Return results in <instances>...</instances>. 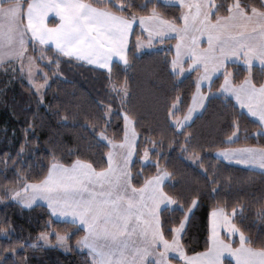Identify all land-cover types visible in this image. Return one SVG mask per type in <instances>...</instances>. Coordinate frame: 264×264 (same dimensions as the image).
Segmentation results:
<instances>
[{
  "label": "snow or ice",
  "instance_id": "1",
  "mask_svg": "<svg viewBox=\"0 0 264 264\" xmlns=\"http://www.w3.org/2000/svg\"><path fill=\"white\" fill-rule=\"evenodd\" d=\"M151 2L13 0L7 6H0V62L14 64L19 61L21 73L26 66L30 84L42 99L47 74L43 77L45 84L35 83L33 76L40 72V65L28 55L29 40L32 50L40 52V60L52 59L46 55L43 47L51 42L57 64L61 57H67L69 60L99 64L111 70L113 56L118 57L126 67L129 66L126 50L134 22L138 21L142 30L147 32L149 43L153 38L163 43L169 33L175 34L177 43L171 60L173 74L176 70L182 72L184 63H187L188 69L198 73L197 92L193 94L195 104L189 105L183 120L177 118L175 121L180 131L196 105L204 106L205 99L213 94V77L219 74L223 79L217 94H230L241 108L258 119L257 135L264 132V81L258 84L254 82L252 72L254 61L264 69V0H259V6L248 4L245 0H173L171 6L178 11L171 18L157 11V5L164 4L163 0H156L147 15L138 16L137 10H147ZM49 13L58 18V22L52 26L46 22ZM201 36L207 39V46L203 48L200 46ZM141 46L142 42L137 37V47ZM185 56L187 61L184 60ZM233 59L241 62L246 70L244 78L238 82H234L235 67H229ZM202 81H209L208 92L200 91ZM179 100L178 96L173 101L169 115H174L173 110ZM110 112L109 106L104 115ZM123 119V140L117 143L109 138L106 129L98 134L110 146L106 153V167L97 170L94 167L96 161L79 156L70 163H62L64 145L49 141L50 162L47 171L41 176L44 169L41 163L35 179H29L27 174H17L16 187L6 190L5 196L10 195L11 200L22 208L42 200L52 215L69 217L68 223L73 226V230L82 229L84 232L75 247L81 251L87 250L85 264H172L169 252L177 254L184 264H232V261L234 264H264V239L257 240L246 235L242 230V214L235 209L228 213L220 204L213 205L208 213L205 250L188 255L181 241L201 194L197 192L186 205L169 195L163 187L169 173L160 167L159 160L156 162V173L147 176L136 187L133 180L140 173L133 174L129 166L136 151L135 128L130 129L132 117L127 111ZM107 123L108 120H105ZM230 127L233 131L226 142L239 139V120H232ZM251 135L246 131L245 138ZM191 140V134L186 133V143ZM27 144L26 136L17 152V159L23 155ZM181 150L187 151L186 144L181 145ZM74 151L79 152L80 148H69L66 154L71 156ZM149 151L157 150L155 146L145 148L140 157L142 162L149 160ZM57 153H60V157H57ZM195 155L192 153L189 158H195ZM218 155L225 160L234 159L242 165H256L264 175V146L225 148L219 150ZM100 163L103 164V157ZM4 164L7 168L6 161ZM217 191L218 188L213 189V193ZM162 205L175 206L172 210L181 212L182 217L164 216ZM260 212L264 215V206ZM44 228L46 231L41 232L37 239L48 244L49 235L54 234L63 250L72 249L73 246L67 243L70 232L53 233L47 221ZM11 231V228H0L5 236ZM234 235L239 236V243L233 239ZM21 246L29 245L21 242ZM10 251L15 255L16 248L10 245ZM225 255L231 260L225 261ZM0 264H8L3 254H0ZM23 264H27L26 257L23 258Z\"/></svg>",
  "mask_w": 264,
  "mask_h": 264
},
{
  "label": "trees",
  "instance_id": "2",
  "mask_svg": "<svg viewBox=\"0 0 264 264\" xmlns=\"http://www.w3.org/2000/svg\"><path fill=\"white\" fill-rule=\"evenodd\" d=\"M141 2L144 0H137V3ZM245 2L259 6V0ZM155 3L156 0H152L148 3V9L137 10V15H147ZM157 11L171 18L178 9L164 4L157 5ZM136 38L137 27H134L126 51L129 66L113 62L111 70L76 63L65 57L60 58L55 68L54 64L42 63L40 52L33 51L32 45H29V54L48 78L42 100L16 74L10 79L8 74L2 72L6 66H13V63L0 68V228L12 229L8 236L0 232V254L7 257L8 264H23L25 257L27 264H39V261L42 264H85L87 252L74 249L60 254L55 263L44 261L48 259L46 255L54 258L56 251L39 252L36 243L34 247L31 245H34L41 232L46 231V221L53 228L64 225L52 220L44 206L35 205L24 209L9 196L6 197L5 192L16 187L17 174H27L29 179H35L41 163L44 165L41 176L47 171L50 162L49 141L64 145L62 163H70L79 156L96 161L94 167L97 170L106 167L108 146L98 134L106 129L109 138L121 141L124 133L122 111H127L132 117L137 134L136 151L130 167L133 174L139 172L140 176L133 180V184L139 187L147 176L154 175L159 160L160 167L169 173L163 185L169 195L186 205L197 192L201 194L181 241L188 255L205 250L208 213L216 204L224 206L228 213L235 209L242 214V230L246 235L257 240L264 239V215L260 212L264 206V175L228 165L214 157L216 150L229 146H264V134L261 132L257 135L258 124L230 100L212 96L188 126L182 131L177 130L170 122L169 109H172L173 101L179 96L174 114L180 116L187 110L194 90L192 76L180 78L173 74L171 51H151L138 55ZM44 49L55 59L50 47ZM229 67L236 69L234 81L242 80L246 70L234 64ZM252 72L254 82H261L263 70L253 67ZM220 79H214L212 90L218 87ZM111 84L125 87L127 99L123 106L110 92ZM109 106L111 112L104 115ZM234 119L239 120V139L226 142L233 131L230 125ZM105 120H108L107 124ZM246 131L252 134L247 139ZM186 133L192 136V140L187 143ZM26 136L28 144L23 155L17 159V152ZM184 144L187 151L181 150ZM153 146L160 155L157 156V151H149V163L142 166L139 160L141 154L145 148L151 149ZM77 147L80 148L79 152L74 151L71 156L66 154L67 149L75 150ZM192 153L196 154V161L190 160ZM57 157H60V153H57ZM102 157L103 164L100 163ZM216 188L219 191L213 193ZM163 215L168 218L175 216L177 219L182 217L181 212L170 208H164ZM81 234L82 230H78L70 239L75 241ZM21 242L29 246L22 247ZM10 245L16 248L15 255L11 253Z\"/></svg>",
  "mask_w": 264,
  "mask_h": 264
},
{
  "label": "crops",
  "instance_id": "3",
  "mask_svg": "<svg viewBox=\"0 0 264 264\" xmlns=\"http://www.w3.org/2000/svg\"><path fill=\"white\" fill-rule=\"evenodd\" d=\"M13 2V0H2V5H0V6H7L8 4H10V3H12ZM172 3H173V0H163V4H165V5H172ZM46 22L48 23V25L49 26H52L54 23H57L58 22V18L57 17H55V15L53 14V13H49L48 14V17H47V20H46ZM134 27H137V30H138V32H139V39L141 40L142 38H147L148 39V34H147V32H144L143 30H142V27L140 26V24H139V22L138 21H136V22H134V25H133V28ZM131 35V34H130ZM136 40H137V38L135 39V46H136V50H137V42H136ZM153 40H156V41H158L156 38H153L152 39V41ZM164 41L165 42H168V48H169V50L171 51V60H172V58L174 57V55H175V48H174V45L177 43V40H176V38H175V34H172V33H169L168 34V38H166V39H164ZM164 41H163V43H161V42H159L160 44H164ZM29 45H31V41L29 40V44H28V48H29ZM200 46L203 48V47H206L207 46V39H206V37H203V36H201L200 37ZM43 47H50L53 51H54V49L51 47V42H49V44L48 45H46V46H43ZM127 51V50H126ZM28 55H30L29 54V52H28ZM65 58H67V57H65ZM68 60H69V58H67ZM113 61H117V62H122V61H120L119 60V58H116V56H113V59H112ZM184 60L185 61H187V57L185 56L184 57ZM71 61H73V62H76V63H81V64H84V65H87V66H92V67H96V68H100V69H104V70H108L109 68H104V67H101L99 64H89V63H87L86 61H77V60H71ZM113 61H111L110 62V65L112 64V62ZM18 62L19 61H16L15 63H17L18 64ZM8 64H10V62L9 63H4V62H0V68L1 67H3V66H5V65H8ZM232 64H234V65H236V66H239V67H241V68H243V69H245V66L241 63V62H238V61H236L235 59H233L230 63H229V65H232ZM185 65H186V67H187V63H185ZM170 66H171V62H170ZM253 67H257V68H259V69H262V67L258 64V62H253ZM171 69H172V67H171ZM187 70L188 71V74L189 73H191V75H192V79H193V84H194V90H193V93H192V96H191V99H190V103H189V105L190 104H195V100L193 99V94L194 93H196L197 92V88H196V79H197V75H198V73H197V71H195V70H191V69H188V67L187 68H184V70ZM263 70V79H262V81H264V69H262ZM172 71H173V69H172ZM176 74H178V70H176V72H175ZM179 76V75H178ZM179 77H181V76H179ZM217 77H221V79H220V81H219V84H218V87L216 88V89H214L213 91H212V95H210L209 97H212V96H218V97H222V98H224V99H228V100H230L241 112H243L246 116H248L250 119H252L253 121H255L257 124H258V119L256 118V117H252L248 112H247V110L246 109H244V108H241L240 107V105L239 104H237L236 103V101L231 97V95L230 94H227V95H219V94H217V89H219V85H220V83H221V81H222V79H223V77H222V75H219V74H216L214 77H213V81H214V79H216ZM244 78V77H243ZM242 78V79H243ZM212 81V82H213ZM235 82V81H234ZM209 81H202V87L200 88V91H202V92H208L209 90ZM208 97V98H209ZM208 98H206L205 99V102H204V106H205V104H206V102H207V100H208ZM204 106H200V105H196V107H195V109L193 110V112H192V115H191V117H190V119L189 120H187V121H184V123H183V128L184 127H186V126H188L192 121H193V119L198 115V114H200V112L203 110V108H204ZM189 107V106H188ZM188 111V109L186 110V112ZM185 112V113H186ZM185 113L183 114V115H181V116H178V115H170V122H171V124L177 129V130H180L179 128H177L176 127V124H175V121H176V119L177 118H180L181 120H183V117H184V115H185ZM131 128H134V124H133V122H132V120H131ZM130 128V129H131ZM263 134H264V132H262ZM124 139V133H123V137H122V140ZM136 141H137V134H136V132H135V144H136ZM118 143V142H117ZM249 146H252V145H242V146H229V147H226V148H234V149H236V148H243V147H249ZM256 147H260V146H256ZM109 149V148H108ZM222 149H225V148H222ZM219 150H221V149H218V150H216L215 152H214V157L217 159V160H219V161H222V162H224V163H226V164H228V165H232V166H236V167H240V168H244V169H249V170H253V171H256V172H261V169L258 167V166H256V165H242V164H239V163H237L234 159L233 160H225L222 156H219L218 155V152H219ZM133 159H134V153H133V157H132V161H133ZM106 161H107V157H106ZM132 161L130 162V165L129 166H131V164H132ZM168 180V177H165V179H164V182H163V185H164V183L166 182ZM36 203H38V204H36ZM42 205V206H44L46 209H47V211H49V209L47 208V206H46V203L44 202V201H36V202H34V205L33 206H35V205ZM33 206H30V207H33ZM162 207V209H164V208H172L173 206H168V207H165L164 205H162L161 206ZM50 212V211H49ZM48 212V213H49ZM50 214V216H52L51 215V213H49ZM52 219L54 220V221H56V220H58V218L54 215V217H52ZM80 230H82V229H80ZM222 232H223V230H221ZM84 235V232H83V230H82V234H81V236H83ZM80 236V237H81ZM79 237V238H80ZM78 238V239H79ZM238 243H239V238H237V239H235ZM80 250V249H79ZM85 252H87V250L85 249L84 250ZM169 259H171L172 260V264H184V262L183 261H181L180 259H179V256L177 255V254H173V253H171V252H169ZM224 259L225 260H231V258L230 257H228L227 255H225V257H224ZM232 264H234V261H232Z\"/></svg>",
  "mask_w": 264,
  "mask_h": 264
},
{
  "label": "rangeland",
  "instance_id": "4",
  "mask_svg": "<svg viewBox=\"0 0 264 264\" xmlns=\"http://www.w3.org/2000/svg\"><path fill=\"white\" fill-rule=\"evenodd\" d=\"M139 32H138V30H137V37H139ZM149 39V38H148ZM148 39L147 38H142L140 41L142 42V46L141 47H137V50H136V53L138 54V55H140V54H142V53H145V52H151V51H166V52H168V51H170L169 50V48H168V42H165L164 41V44H160L159 42V40L158 41H156V40H153L151 43H149L148 42ZM136 42H137V40H136ZM136 45V44H135ZM136 47V46H135ZM46 55L47 56H51L50 54H48V53H46ZM29 56H31V55H29ZM39 56H40V53H39ZM52 57V56H51ZM116 58H118V57H116ZM113 61V60H112ZM41 62L42 63H44V64H48V65H51V64H54L55 65V68L57 67V63H56V59H54V57H52V59L51 60H49V59H44V60H41ZM113 62H117V61H113ZM112 62V63H113ZM119 64H121L122 66H125L124 65V63L123 62H118ZM183 68H187L186 67V65H185V63H184V65H183ZM3 70V71H2ZM2 70H0V71H2V72H4V73H6V74H8L9 76H10V79H12L13 78V76L16 74L20 79H22V80H24L27 84H29L32 88H33V90L35 91V93L37 94V96H38V98L40 99V100H42L41 99V95L39 94V93H37V90H36V88L32 85V84H30V81H29V77H28V72H27V67L25 66V69H24V72L23 73H21V71H20V63L18 62V64L17 63H14L13 64V66H6L4 69H2ZM109 70V69H108ZM44 74H45V71H43L42 69H40V72L38 73V74H36V73H34V76H33V79H34V81H35V83H37V84H45V80H44ZM176 74V73H175ZM181 76L180 78H183V77H185V76H192L191 75V73H189L188 74V71L185 69V70H183L182 72L181 71H179L178 70V74H177V76ZM178 76V77H179ZM47 83H48V78H47ZM47 85V84H46ZM46 87V86H45ZM45 87L42 89V96H43V91H44V89H45ZM109 90H110V92L113 94V95H115V97L117 98V100H118V102H119V104L120 105H122L123 106V104L125 103V101H126V99H127V91H126V89H125V87H123V86H115V85H113V84H111L110 86H109ZM209 90V89H208ZM213 91V90H212ZM123 101V102H122ZM178 103V102H177ZM176 103V106H175V108H177V106H178V104ZM172 108H173V105H172ZM188 109V108H187ZM186 112V111H185ZM184 112V113H185ZM183 113V114H184ZM182 114V115H183ZM121 116H122V118H123V116H124V112L122 111L121 112ZM181 116V115H180ZM123 124H124V119H123ZM130 128H131V123H130ZM99 138H100V140L102 141V142H105L106 144H107V146H108V148L110 147L109 145H108V142L106 141V140H103L100 136H99ZM108 151H109V149H108ZM107 151V152H108ZM144 154V151H143V153L141 154V156ZM140 156V157H141ZM139 160H140V158H139ZM191 161H196L197 160V158H195V159H190ZM140 163H141V165L143 166V165H146L147 163H149V160L148 161H141L140 160ZM22 186V185H21ZM9 197H10V199H11V196L9 195ZM38 201H42V200H38ZM15 203V202H14ZM17 205H19L18 203H16ZM36 204H38V203H36ZM34 205V204H33ZM32 205V206H33ZM41 205V204H40ZM20 206V205H19ZM21 207V206H20ZM173 207H175V206H173ZM172 207V208H173ZM24 209H29V208H32V207H23ZM172 208H170V209H172ZM50 211V210H49ZM48 211V212H49ZM50 213V212H49ZM52 215V214H51ZM57 218H58V220H56V222H58V223H60V224H63L64 226H62V227H60V228H53V227H51V229H52V232L54 233V232H60L61 234H64L65 232H70L71 233V235H70V238H71V236H72V234L73 233H75L76 231L75 230H73V226L70 224V223H68V220L70 219L69 217H61V216H59V215H55ZM51 217V219H52V217H54V215H52V216H50ZM53 220V219H52ZM68 225L69 226H72L71 228L70 227H68ZM65 226H67V227H65ZM68 239V241H67V243L69 244V245H71V246H73L72 247V249H74V250H79V248L78 247H75V245H76V241L78 240V239H76L75 241H72L71 239ZM237 238H239V236L238 235H234V237H233V239L235 240V239H237ZM48 239H49V241H50V243H48V244H45V242H44V240H40V239H37L36 240V242H34V245L36 246V244H37V246L39 247V252H46V253H49V251L51 250V251H56V253H57V255H55V257L54 258H52L51 256H48V255H46L47 256V258L48 259H44V261H46V262H52V263H55L56 262V258H58V257H60L59 255L60 254H66V253H68L70 250H68V251H65V250H63L58 244H57V242H56V237H55V235L54 234H50L49 235V237H48ZM36 243V244H35ZM225 261H228V260H225ZM39 264H42V261H39L38 262ZM58 263V262H57Z\"/></svg>",
  "mask_w": 264,
  "mask_h": 264
}]
</instances>
